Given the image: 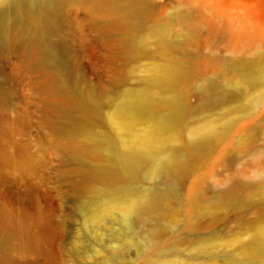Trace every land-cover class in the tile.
I'll use <instances>...</instances> for the list:
<instances>
[{"label":"rangeland","instance_id":"1","mask_svg":"<svg viewBox=\"0 0 264 264\" xmlns=\"http://www.w3.org/2000/svg\"><path fill=\"white\" fill-rule=\"evenodd\" d=\"M141 3L147 19L131 34L106 30L68 5L66 25L50 43L70 63L78 60L70 65L82 81L78 91L99 99L91 134L104 140L78 128L71 137L115 168L125 187L161 194L160 206L138 219L127 216L117 207L128 202L124 188L81 176L72 154L59 147L66 137L44 127L54 116L47 78L29 59L20 60L17 53L26 51L11 49L0 55V85L11 106L0 109V233L14 241L0 264H264L258 244L264 234V0ZM216 14L220 19L212 20ZM226 17L244 24L250 40L233 42L235 35L222 29ZM154 24L171 33V46L160 49L148 37ZM170 65L187 79L173 87L154 81ZM132 94L147 97L150 111L120 132L107 116ZM171 97L183 111L169 122L164 99ZM207 125L219 136L191 151V162L172 180L151 177L144 163L129 181L107 154V147L122 149L149 126L166 147L185 154L193 133ZM227 187L232 193L216 199Z\"/></svg>","mask_w":264,"mask_h":264},{"label":"bare ground","instance_id":"2","mask_svg":"<svg viewBox=\"0 0 264 264\" xmlns=\"http://www.w3.org/2000/svg\"><path fill=\"white\" fill-rule=\"evenodd\" d=\"M68 5L76 6L89 19L100 21L111 32L124 31L131 34L133 30L142 28L147 19L141 0H0V55L8 54L5 52L11 49L27 52L17 55L22 61L24 58L29 59L30 68L47 78L48 85L45 90L49 97V106L54 109V116L52 120H44V127L52 135L66 137L59 147L72 154V160L78 164V172L82 177L104 181L113 190L124 188L122 195L128 202L117 207L127 216L138 219L142 213L158 209L163 196L153 189L135 192L130 187H125L115 168L100 161L97 155H91L92 148L78 146L71 137L72 131L78 128L89 133L95 142L104 140L103 135L91 134V124L98 116L99 99L78 91L76 87L82 81L74 78L70 72V65L77 66L78 60L72 59L70 63L64 58V53H59L58 46L50 43L52 37L60 36L63 26L66 25L64 9ZM215 19H220V15H214L212 20ZM225 21L222 29L235 35L233 42L250 40V33L244 24H239L230 17H226ZM148 37L160 49L172 45L171 33L163 24L151 26ZM144 43L145 40L141 42L142 45ZM153 79L167 87H173L179 81L186 80L187 76L180 77L177 68L170 65L157 70ZM5 99L6 89L0 85V109L9 110L11 106L6 104ZM164 103L169 109L168 121H175L183 111V106L174 97L164 99ZM150 105L144 95L132 94L118 104L107 119L115 129L125 132L132 126L136 114L150 111ZM217 136L219 131L214 125L198 129L193 133L190 149L182 154L176 147H166L168 141L164 142L162 138L156 137L155 128L149 126L132 134L124 142L122 149L107 147V154L117 159L123 177L129 181L137 179L144 163L151 166V177L172 180L180 177L191 162V151L203 149ZM231 193L232 188L227 187L217 191L215 198L219 200ZM94 220H97L96 217ZM258 239L261 241L258 244L264 245V234ZM13 241L14 236L0 233V263L6 262ZM155 264L179 263L168 259Z\"/></svg>","mask_w":264,"mask_h":264}]
</instances>
